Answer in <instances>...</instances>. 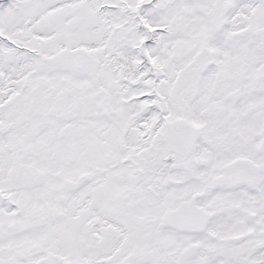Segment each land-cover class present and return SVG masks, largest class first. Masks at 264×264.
Wrapping results in <instances>:
<instances>
[{
	"label": "snow or ice",
	"instance_id": "snow-or-ice-1",
	"mask_svg": "<svg viewBox=\"0 0 264 264\" xmlns=\"http://www.w3.org/2000/svg\"><path fill=\"white\" fill-rule=\"evenodd\" d=\"M0 264H264V0H0Z\"/></svg>",
	"mask_w": 264,
	"mask_h": 264
}]
</instances>
